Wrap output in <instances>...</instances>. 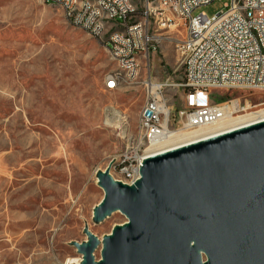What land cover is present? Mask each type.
Returning <instances> with one entry per match:
<instances>
[{
    "label": "rangeland",
    "instance_id": "rangeland-1",
    "mask_svg": "<svg viewBox=\"0 0 264 264\" xmlns=\"http://www.w3.org/2000/svg\"><path fill=\"white\" fill-rule=\"evenodd\" d=\"M153 0H132L140 13ZM231 0H215L193 16L214 17ZM150 35L156 51L141 60V77L119 74L104 39L73 28L62 10L43 0H0V264H81L74 243L88 229L100 243L127 222L119 212L100 223L93 211L104 198L97 173L141 147L139 123L147 79L167 85L171 110L184 107L183 67L176 52L185 24ZM220 97L264 109V92L231 91ZM144 147H141V151ZM117 162V163H116ZM100 245L93 256L100 260Z\"/></svg>",
    "mask_w": 264,
    "mask_h": 264
},
{
    "label": "water",
    "instance_id": "water-1",
    "mask_svg": "<svg viewBox=\"0 0 264 264\" xmlns=\"http://www.w3.org/2000/svg\"><path fill=\"white\" fill-rule=\"evenodd\" d=\"M114 164L97 173L93 221L127 222L101 243L85 229L81 264H264V123L148 158L133 186Z\"/></svg>",
    "mask_w": 264,
    "mask_h": 264
},
{
    "label": "built area",
    "instance_id": "built-area-1",
    "mask_svg": "<svg viewBox=\"0 0 264 264\" xmlns=\"http://www.w3.org/2000/svg\"><path fill=\"white\" fill-rule=\"evenodd\" d=\"M213 1L162 0V6H155L153 0L140 13L129 9L128 0H83V10H75L73 0H43L60 8L71 26L92 38L102 41L109 31L125 29V37L111 33L105 48L114 54V62L123 64L131 82L141 77L135 74L137 59L156 51L151 26L167 29L176 26V18L185 24L184 40L176 45L183 67L184 107L171 110L164 94L167 85L151 78L142 82L145 123H139V139L144 150L139 147L118 159L125 160V167L117 172L120 177L138 180L141 168L134 165V157L157 156L168 149L167 142L175 135L197 132L203 136L204 130L228 116L252 113L250 101L220 97L221 93L264 92V0H231L214 17L193 16L197 8ZM97 4H104L106 17H98ZM142 18H149L150 27L142 26ZM117 87L108 77L106 88Z\"/></svg>",
    "mask_w": 264,
    "mask_h": 264
},
{
    "label": "bare ground",
    "instance_id": "bare-ground-1",
    "mask_svg": "<svg viewBox=\"0 0 264 264\" xmlns=\"http://www.w3.org/2000/svg\"><path fill=\"white\" fill-rule=\"evenodd\" d=\"M48 4V3H46ZM73 4H75V10H83V0H73ZM129 9L136 10L133 6L132 0H128ZM155 6H162V0H155ZM97 12L98 17H106V10H104V4H97ZM142 26L143 27H150V20L149 18H142ZM73 27V26H72ZM75 28V27H73ZM112 37H125V29H113L112 30ZM109 52L111 59L114 61V54H111L110 50L106 48ZM141 60L137 59V66L135 67V74H140L141 70ZM117 68L119 70V74L109 76V79L112 80V83L118 84L119 77H123L126 81L131 82L130 74H124L123 64H117ZM116 88H110L109 90H115ZM145 106L141 113L140 123H145ZM260 123H264V109L258 110L256 112H252L248 115L241 116L237 118V116H228L225 119V122L219 123L217 125H213L212 128H208L204 130L205 135L203 136L198 135L197 132L195 133H183L180 135H175L172 139H170L168 143V149L161 151L159 155L166 154L168 152H172L178 149L186 148L192 146L194 144H198L200 142L208 141L226 134H230L236 132L238 130H242ZM210 132V133H208ZM203 133V132H202ZM154 155H147L145 156V160L148 158H152ZM143 156H136L134 157V165H137V168H141L143 162L145 161ZM117 163V162H116ZM125 167V160H120L116 166L115 171L120 172V169ZM105 172V171H103ZM121 183L133 186L137 180L130 181L128 177H120Z\"/></svg>",
    "mask_w": 264,
    "mask_h": 264
}]
</instances>
